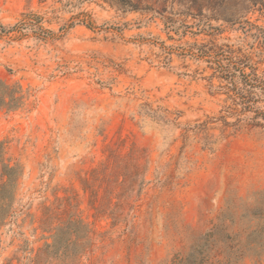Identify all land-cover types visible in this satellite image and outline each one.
<instances>
[{
  "label": "rangeland",
  "instance_id": "rangeland-1",
  "mask_svg": "<svg viewBox=\"0 0 264 264\" xmlns=\"http://www.w3.org/2000/svg\"><path fill=\"white\" fill-rule=\"evenodd\" d=\"M154 15L118 0H0V80L26 95L23 108L0 115V144L25 170L13 216L0 225V264L40 255L63 210L61 220L77 215L94 233L78 264H172L212 231L244 246L264 239V121L220 79L215 55L233 52L264 79V13L242 26L183 14L179 32ZM203 46L214 56H192ZM159 108L179 127L156 120ZM209 119L208 145L182 138L184 127ZM134 146L145 157L127 207L122 187L86 189L110 148L126 156Z\"/></svg>",
  "mask_w": 264,
  "mask_h": 264
},
{
  "label": "trees",
  "instance_id": "trees-1",
  "mask_svg": "<svg viewBox=\"0 0 264 264\" xmlns=\"http://www.w3.org/2000/svg\"><path fill=\"white\" fill-rule=\"evenodd\" d=\"M160 1H163V8L160 11L153 10L149 6L143 8L142 3H134L132 0H118V3L132 12L151 10L155 15L161 16L171 32H179L182 26H186L184 21L179 20L180 17H184L183 14L187 18L198 19L200 23L202 21H222L242 26L241 19L250 13H264V0H157V2ZM176 7L180 9L179 13L175 12ZM205 13L211 16L208 17ZM30 19L31 24L36 26L41 33L47 32L39 25L40 17L33 15ZM247 23L250 24V22ZM26 25L24 21L18 26ZM203 47L196 48V51L191 50L192 56L204 59L213 57L216 53L214 49ZM220 54H215L218 57L216 71L220 74V79L227 82L234 90L241 91L236 92L242 100L241 104L246 105L245 109L249 111L256 110L257 115L253 121L260 124V121H264V110L257 109L256 105L264 104V79L259 77L255 71L246 73V69L252 68L247 63V59L233 57V52L230 55ZM221 60L226 63L223 64ZM239 82L242 85L241 89L238 86ZM25 102L26 95L22 86L10 85L0 80V115L3 112L18 111L25 106ZM154 113L158 114V117L154 116L156 120L179 127L177 123L179 118L176 114L164 108H159ZM214 122V119H209L194 127H184L182 138L186 141L191 135L203 136V141L208 145L210 125ZM225 126L229 127L226 121ZM109 152L108 160L100 168L93 170L91 177L84 179V184L86 189L96 196L99 186L107 185L113 188L112 191L122 187L124 191L118 195L117 199L120 202L119 207L124 209L134 198L133 192L139 184L137 177L140 175L141 161L145 153L137 146H134L126 156H121L113 148H110ZM24 174V167L20 163H12L7 159L4 146L0 144V225L13 216L17 192ZM45 209L47 212L48 208ZM64 214H68V211H62L59 217L60 224L51 229L53 243L47 244L41 254L30 259L28 264H53L54 261L60 264L80 263L92 245L94 233L89 225L77 215H70L67 221L61 220ZM48 221L49 215L47 214L42 224L45 226ZM239 238V236L224 238L220 232L212 231L201 236L186 256L175 258L172 264H244L248 260L253 264H261L264 261V239L244 246L241 240H238ZM253 245L255 247H251Z\"/></svg>",
  "mask_w": 264,
  "mask_h": 264
}]
</instances>
